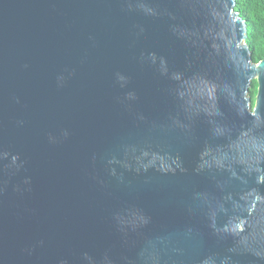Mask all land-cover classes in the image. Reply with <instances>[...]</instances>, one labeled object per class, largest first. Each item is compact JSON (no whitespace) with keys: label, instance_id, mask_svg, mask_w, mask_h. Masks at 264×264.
Here are the masks:
<instances>
[{"label":"water","instance_id":"1","mask_svg":"<svg viewBox=\"0 0 264 264\" xmlns=\"http://www.w3.org/2000/svg\"><path fill=\"white\" fill-rule=\"evenodd\" d=\"M234 8L0 0V264H264V57Z\"/></svg>","mask_w":264,"mask_h":264},{"label":"trees","instance_id":"2","mask_svg":"<svg viewBox=\"0 0 264 264\" xmlns=\"http://www.w3.org/2000/svg\"><path fill=\"white\" fill-rule=\"evenodd\" d=\"M234 11L246 22V44L252 54V62L258 63L264 57V0H235ZM249 95L254 101L255 83Z\"/></svg>","mask_w":264,"mask_h":264},{"label":"clouds","instance_id":"3","mask_svg":"<svg viewBox=\"0 0 264 264\" xmlns=\"http://www.w3.org/2000/svg\"><path fill=\"white\" fill-rule=\"evenodd\" d=\"M145 10H146L147 12H149V11H150V9H145ZM59 79H63V78H62V77H60ZM64 135H65V136H67V135H68V133H67V132H65V133H64ZM50 139H52V138L50 137ZM15 159H16V158H15V157H13V161H15ZM26 182H27V181H26ZM261 231H262V232H264V229H262ZM256 254H257V255H260V253H259V252H257ZM60 264H65V262H64V261H61V262H60ZM203 264H210V261L206 259V260H204V261H203ZM222 264H228L227 260L223 261V262H222Z\"/></svg>","mask_w":264,"mask_h":264}]
</instances>
